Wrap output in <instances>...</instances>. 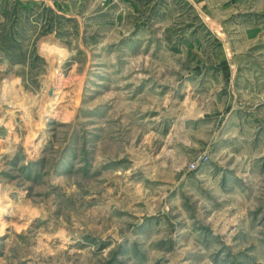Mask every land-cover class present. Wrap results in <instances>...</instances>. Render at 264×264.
Masks as SVG:
<instances>
[{"label": "rangeland", "instance_id": "1", "mask_svg": "<svg viewBox=\"0 0 264 264\" xmlns=\"http://www.w3.org/2000/svg\"><path fill=\"white\" fill-rule=\"evenodd\" d=\"M0 264H264V0H0Z\"/></svg>", "mask_w": 264, "mask_h": 264}, {"label": "crops", "instance_id": "2", "mask_svg": "<svg viewBox=\"0 0 264 264\" xmlns=\"http://www.w3.org/2000/svg\"><path fill=\"white\" fill-rule=\"evenodd\" d=\"M212 169H213V167L212 166H209V165H207V166H204V167H202V169L199 171V173L202 175H204V174H207V173H210L211 171H212ZM187 175V173H185L184 174V177H185V179H186V176ZM157 178H152V180H154V179H156V180H159V181H164V178L161 176V177H158V176H156ZM180 182L181 181H178V182H176L177 183V185L179 186L178 187V192L180 193V192H182L184 189H185V187H181L182 185L180 184ZM183 193V192H182Z\"/></svg>", "mask_w": 264, "mask_h": 264}, {"label": "bare ground", "instance_id": "3", "mask_svg": "<svg viewBox=\"0 0 264 264\" xmlns=\"http://www.w3.org/2000/svg\"><path fill=\"white\" fill-rule=\"evenodd\" d=\"M5 104L10 105V106H13V105L16 104V100L13 99V98H11V97L10 98H6Z\"/></svg>", "mask_w": 264, "mask_h": 264}, {"label": "built area", "instance_id": "4", "mask_svg": "<svg viewBox=\"0 0 264 264\" xmlns=\"http://www.w3.org/2000/svg\"><path fill=\"white\" fill-rule=\"evenodd\" d=\"M191 166H192V168H195L197 165L196 164H192Z\"/></svg>", "mask_w": 264, "mask_h": 264}]
</instances>
